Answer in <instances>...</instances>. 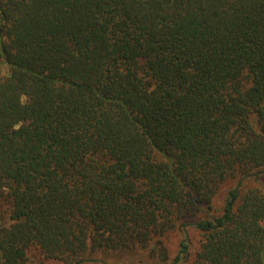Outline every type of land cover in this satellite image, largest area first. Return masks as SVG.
<instances>
[{
  "label": "trees",
  "instance_id": "trees-1",
  "mask_svg": "<svg viewBox=\"0 0 264 264\" xmlns=\"http://www.w3.org/2000/svg\"><path fill=\"white\" fill-rule=\"evenodd\" d=\"M2 69L0 264H264V0H0Z\"/></svg>",
  "mask_w": 264,
  "mask_h": 264
},
{
  "label": "rangeland",
  "instance_id": "rangeland-1",
  "mask_svg": "<svg viewBox=\"0 0 264 264\" xmlns=\"http://www.w3.org/2000/svg\"><path fill=\"white\" fill-rule=\"evenodd\" d=\"M5 69L0 70V74H3ZM224 196L223 193L218 196L216 200V205H219L221 202L222 197ZM189 232V242L191 244V247L195 246L197 243L198 238L200 235L191 227L188 229ZM180 239V234L178 233H170L166 239V244L168 248L170 249V254L173 255L178 246L177 243ZM194 248V247H193ZM195 249V248H194ZM101 254H96L95 257L100 256ZM107 261L110 263L113 262V264H132V261L129 262L128 259L122 258V259H112L111 257H106ZM24 264H61V262L57 259H51V258H46L43 256V254L40 252V250L37 247L31 246L28 251H27V260L25 261ZM86 264H103L100 261H92L88 262Z\"/></svg>",
  "mask_w": 264,
  "mask_h": 264
}]
</instances>
